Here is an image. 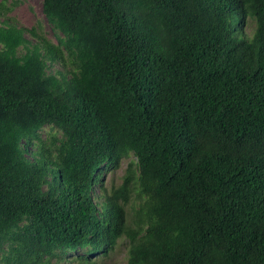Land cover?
Masks as SVG:
<instances>
[{"label": "trees", "instance_id": "obj_1", "mask_svg": "<svg viewBox=\"0 0 264 264\" xmlns=\"http://www.w3.org/2000/svg\"><path fill=\"white\" fill-rule=\"evenodd\" d=\"M42 11L0 22V264H264V0Z\"/></svg>", "mask_w": 264, "mask_h": 264}, {"label": "rangeland", "instance_id": "obj_2", "mask_svg": "<svg viewBox=\"0 0 264 264\" xmlns=\"http://www.w3.org/2000/svg\"><path fill=\"white\" fill-rule=\"evenodd\" d=\"M3 4V5H2ZM3 6L5 8H3ZM7 7H10V10H7ZM0 11L5 14V16L0 15V22L4 21L7 17H10L12 21H17L20 25L33 29L38 26V22H42L44 24V33L53 37L51 29L45 22V17L42 11V0H0ZM250 24H247L245 27H242V30H245L248 34L251 32ZM39 33V32H38ZM30 38H32L31 33L29 34ZM32 39L36 40L35 37ZM59 67V66H54ZM126 160H123L121 163V167L115 169L116 176L120 177L124 173V168L126 167ZM113 175V172L110 170L105 173V177L108 181ZM95 201L101 203L103 201V195L99 188V185L96 186L94 191ZM126 240L119 242L115 249L109 253L108 255H104L102 253H96L93 255H89L93 261H97V264H126L127 262V252H126ZM77 254H69L67 256V261L63 264H77L72 263L73 259H75Z\"/></svg>", "mask_w": 264, "mask_h": 264}, {"label": "clouds", "instance_id": "obj_3", "mask_svg": "<svg viewBox=\"0 0 264 264\" xmlns=\"http://www.w3.org/2000/svg\"><path fill=\"white\" fill-rule=\"evenodd\" d=\"M247 25V22L246 23H243V26L245 27ZM242 26V27H243ZM242 27L240 28V31L242 32V34L243 35H247V32H245V30H242ZM100 190H101V192H102V195H103V198H104V193H103V191H102V189L100 188ZM104 200V199H103ZM71 254V253H70ZM73 254H79V252L78 253H73ZM69 255V254H68ZM67 255V256H68ZM67 261V260H66Z\"/></svg>", "mask_w": 264, "mask_h": 264}]
</instances>
